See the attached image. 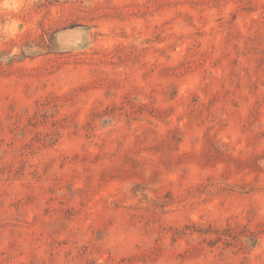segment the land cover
<instances>
[{
    "label": "rangeland",
    "instance_id": "rangeland-1",
    "mask_svg": "<svg viewBox=\"0 0 264 264\" xmlns=\"http://www.w3.org/2000/svg\"><path fill=\"white\" fill-rule=\"evenodd\" d=\"M0 264H264V0H0Z\"/></svg>",
    "mask_w": 264,
    "mask_h": 264
}]
</instances>
